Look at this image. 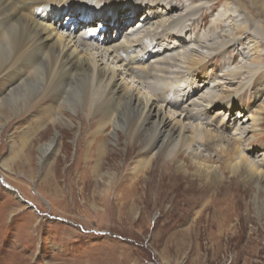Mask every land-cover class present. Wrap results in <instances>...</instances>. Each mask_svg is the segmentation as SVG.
Returning <instances> with one entry per match:
<instances>
[{
  "label": "bare ground",
  "instance_id": "obj_1",
  "mask_svg": "<svg viewBox=\"0 0 264 264\" xmlns=\"http://www.w3.org/2000/svg\"><path fill=\"white\" fill-rule=\"evenodd\" d=\"M60 1L0 0V117L5 114L7 122L15 114L20 116L17 129L28 132L22 144L30 139L29 131H38L43 125L81 123L78 118L63 119L64 102L76 90L74 113L89 118L84 128L94 127V136L101 137L108 128L113 135L121 128L130 144H136L145 135L132 165L133 181L149 173L159 186L164 174L158 177L149 168L154 159H161L173 166V180L189 176L192 184L211 189L221 182L219 171L223 169L264 187V170L260 168L264 162L247 156L246 152L256 157L254 148L242 149L248 141L252 143L249 134L260 135L264 105L250 117H235L232 107L236 98L264 95V0H227L225 13L207 14L212 17L207 30L200 9L214 5L212 13L219 0H199L192 6L191 0L182 5V0ZM148 40L153 44L147 45ZM228 48L230 57L207 74L206 61ZM174 68L180 69L171 73L178 78L166 82V72ZM212 77L222 83L214 79L211 84ZM204 79L208 81L198 86L197 80ZM259 80L263 81L261 87ZM238 81L236 90L227 87ZM218 104L228 113H220L213 121L210 115ZM216 120L218 130H234L229 147L217 152L219 164L207 149L219 146L224 136L205 127ZM90 139L84 167L79 171L76 162L66 177L73 173L81 181L89 173L98 176L101 167H106L105 138L99 142ZM55 145L53 140L43 149L41 146L42 156L55 151ZM30 149L17 163L6 160L3 165L32 176ZM92 150L97 164L88 172ZM56 181L53 176L49 186L54 192ZM222 201L217 199L216 214ZM208 203H203L197 218Z\"/></svg>",
  "mask_w": 264,
  "mask_h": 264
},
{
  "label": "rangeland",
  "instance_id": "obj_2",
  "mask_svg": "<svg viewBox=\"0 0 264 264\" xmlns=\"http://www.w3.org/2000/svg\"><path fill=\"white\" fill-rule=\"evenodd\" d=\"M198 2L188 3L192 6ZM215 3L214 15L211 13L214 5H203L199 12V17L202 14L205 18L206 30L213 16L219 11L226 12L227 0ZM151 43L148 40L147 45ZM229 49L206 61L207 74L212 66L220 68L223 60L230 57ZM179 70L166 72L165 81L176 80L178 76L171 73ZM261 71L264 75V67ZM212 78L211 84L222 83ZM185 79L190 81L187 76ZM205 80H197L198 86L208 81ZM239 82L227 87L236 90ZM262 85L259 80L258 86ZM73 91L64 102L63 119L78 118L81 123L43 125L38 131H29L30 139L25 144L22 138L28 132L18 130L16 125L20 116L15 114L7 122L5 114L0 117V264H264V187L244 175L221 169V182L207 189L198 182L192 184L189 176L173 180V166L154 159L149 171L155 170L158 177L164 174L162 183L158 186L156 177L149 173L133 181L132 165L146 137L142 135L136 144H130L124 129L117 128L112 135V129L108 128L102 136L109 162L104 161L106 167H101V173L96 177L85 173L81 181L73 173L66 177L67 170L76 162L79 171L84 167L90 137L96 142L102 137L93 135L94 127L84 128L89 118L74 113L77 91ZM233 102L235 117L244 114L250 117L264 105V95L256 98L247 94ZM220 113L227 115L228 111L218 104L210 118L214 121L217 115L221 117ZM29 117L33 119L34 114ZM215 123L205 127L224 139L216 145L218 151L214 146L207 153H213L210 155L219 164L217 152L221 147H229L234 130H218L217 120ZM250 137L252 143L247 140L242 149L254 148L259 155L246 152L247 156L255 162H264V122L260 135L249 134L247 139ZM53 140L57 144L55 151L44 158L42 149ZM28 149L32 176L4 166L6 160L8 164L17 163L28 154ZM92 151L88 172L91 165L97 164L96 151ZM15 152L19 157L14 158ZM53 176L57 178V192L49 187ZM217 199H224V203L216 214ZM207 200L208 207L197 218Z\"/></svg>",
  "mask_w": 264,
  "mask_h": 264
}]
</instances>
